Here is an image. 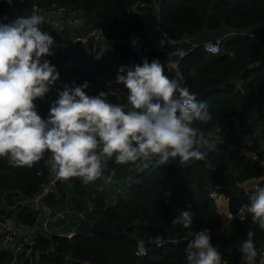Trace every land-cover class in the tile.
Masks as SVG:
<instances>
[{
    "label": "trees",
    "instance_id": "trees-1",
    "mask_svg": "<svg viewBox=\"0 0 264 264\" xmlns=\"http://www.w3.org/2000/svg\"><path fill=\"white\" fill-rule=\"evenodd\" d=\"M33 2L40 8L54 3L76 9L87 23L99 24L108 37L118 39L110 49L106 68L122 62L142 64L144 57L164 63L169 51L183 50V57L173 55L172 60L184 85L198 101L207 103L211 115L209 121L196 122L194 127L203 134L211 133L234 118L240 136L257 133L264 141V0H12L11 5L0 0V23L30 15ZM154 22L161 33L154 30L145 35ZM40 27L45 30L44 24ZM133 33L142 34L136 50L122 41L130 40L128 35ZM164 33L173 43L161 48ZM216 36H223L220 53L203 52L202 39ZM50 51L44 59L56 67L60 79L45 95L46 103H35L44 119L58 98L57 92L63 91V83L82 85L87 81L89 96L105 90L100 62L87 47L61 50L52 46ZM165 74L171 77L175 72L166 67ZM201 150L208 152L204 161L181 165L177 159L148 167L142 162L135 168L117 165L113 158L105 162L103 180L87 185L79 178L57 181L42 202L50 209L66 198L67 191L69 206L87 209V219L69 238L35 227L28 236L32 243H24L23 250L31 251L32 264H186L187 242L194 232L207 230L223 264H243L239 248L247 231H255L256 247L264 243V231L252 223L246 208L243 218L229 222L227 232H218L220 216L210 193L224 197L220 213L225 212L227 198V209L235 214L249 204L250 196L238 184L264 176V168L246 164L245 155L238 154L236 148L228 150L221 142ZM49 156L45 153V160ZM113 169L109 183L107 177ZM51 174L43 160L32 168H18L10 166L7 157H0V215L9 217L13 212L16 221L33 226L35 215L27 203L5 209L19 198L35 194ZM181 210L193 213L188 229L173 227ZM155 238L165 242L155 246L151 241ZM139 244L142 254L136 253ZM12 252L6 245L0 246V264H11Z\"/></svg>",
    "mask_w": 264,
    "mask_h": 264
},
{
    "label": "clouds",
    "instance_id": "clouds-1",
    "mask_svg": "<svg viewBox=\"0 0 264 264\" xmlns=\"http://www.w3.org/2000/svg\"><path fill=\"white\" fill-rule=\"evenodd\" d=\"M43 23L36 12L0 23V157H7L10 166L32 168L43 160L58 178H79L87 185L105 179V162L113 158L117 165L143 161L144 167L177 159L181 165L206 160L208 152L201 146L208 141L194 124L209 121L211 115L207 103L184 85L172 60L173 55H185L180 49L169 51L164 63L144 57L142 64L118 69L115 82L127 89V105L109 102L105 92L87 95V81L63 83L47 119L42 118L34 102L60 79L56 67L44 59L51 55L54 38L42 30ZM136 43L133 40V46ZM172 43L164 33L161 48ZM166 67L175 75H166ZM45 153H50L47 160ZM114 174L113 169L107 182ZM247 211L264 231V187H254ZM192 217L191 211L181 210L173 227L190 228ZM255 235L249 229L239 248L247 264H256ZM185 260L223 264L207 230L193 233Z\"/></svg>",
    "mask_w": 264,
    "mask_h": 264
},
{
    "label": "built area",
    "instance_id": "built-area-1",
    "mask_svg": "<svg viewBox=\"0 0 264 264\" xmlns=\"http://www.w3.org/2000/svg\"><path fill=\"white\" fill-rule=\"evenodd\" d=\"M33 12H36L43 17L45 30H42L48 32L54 38V43L52 46L61 50H67L70 46H76L80 50H82L83 47H87L88 53H90L100 62L101 73H103L102 80L105 87L104 92L108 93V101L114 104L119 103L127 105V89L123 85L117 84L115 81L118 69L121 66H132V64L130 62H122L106 68L107 63L111 58L112 51L110 52V49L115 43L119 42L118 39L108 37L105 33V30L99 24L87 23L84 16L76 9L59 6L54 3L50 4L46 8H40L33 2L31 4L30 15ZM154 30L161 33L156 22L153 23L150 31L146 32L145 35L150 34ZM248 35L252 36L250 33H248ZM221 38L222 37L214 38L213 40H205L199 45L202 51L207 54H218L220 53L221 49ZM122 41L129 43L131 50H136L140 46L139 42L133 46L131 40L123 39ZM191 45L195 46L196 44L193 43ZM107 51L109 53L106 55ZM105 69L106 72L104 71ZM39 102L46 103V100L44 98L37 99L34 103ZM224 127L225 124L218 126L210 136V139H213V141H218L216 139L221 137V134L224 132L222 130ZM260 153L261 150L247 152L244 151L241 152L240 155H245L248 158L249 163L258 164L264 168V154L261 155ZM58 179L59 178L54 173L53 177L47 178V180L40 185L35 194L32 196L21 197L16 200L11 207L5 209V211H7L13 209V207L16 205H26L27 203L35 215V224L33 226H28L16 221L15 216L10 218V216L5 217L3 214L0 215L2 218L0 219V246L3 248L6 245L12 249V254L14 256L13 260H15V254H19L23 250L24 243H32V238L27 240V237L33 234L35 227L37 230L40 228V230L42 229L46 231L47 216L50 212V209L42 202V199L44 196L54 191L55 183ZM212 193L215 192H211L210 196ZM238 214L239 211L233 214L226 210L222 222H230L233 218H243V214ZM73 234L74 232L67 231L62 235L66 238H69ZM151 241L155 246H159L165 242V240H162L161 238H155ZM256 249V264H264V243L258 245ZM136 253H144V249L141 244H139ZM243 264H247V262Z\"/></svg>",
    "mask_w": 264,
    "mask_h": 264
},
{
    "label": "rangeland",
    "instance_id": "rangeland-1",
    "mask_svg": "<svg viewBox=\"0 0 264 264\" xmlns=\"http://www.w3.org/2000/svg\"><path fill=\"white\" fill-rule=\"evenodd\" d=\"M226 35V33H225ZM223 35V36H225ZM130 37L131 42L133 43V40L139 42L142 34L141 33H133L128 35ZM222 36V37H223ZM221 36H216L214 38H218ZM208 39L203 38L202 41H205ZM108 54V51L106 55ZM229 123L231 125H229ZM222 124V123H221ZM220 124V125H221ZM219 125V126H220ZM236 122L234 118H230L227 120L225 123V127L222 129L224 132L221 134V137L219 139H216L218 141H213V139H210V136L213 134V132L210 133L207 132L204 134L203 138L208 141L207 145L201 146L202 149L207 148L210 144L216 143V142H221L225 144L228 147V150H231L233 148L238 149V154H241V152H247V151H258L261 150V153H263L264 150V141L259 139V136L257 133L252 134V135H243L240 136L237 127H236ZM218 127V126H217ZM216 127V128H217ZM234 136V138H232ZM235 140H237L235 142ZM254 148V149H251ZM260 153V154H261ZM263 155V154H261ZM246 159V158H245ZM143 161H138L135 164H126L127 166L130 167H139L142 164ZM246 164H251L249 163L248 158L246 159ZM53 177V174L50 175L49 178ZM238 186L243 190L244 194H251L252 190L254 189L255 186H262L264 187V176H259L255 178H250L247 179L241 183L238 184ZM211 196L213 197L214 203L216 204L217 207H220V201H224V197L222 195H216V193H212ZM217 197V198H216ZM66 198L69 199V192L66 191ZM63 199L61 202L57 203L54 205L52 208H50V212L47 216V225H46V232H55L59 234H63L67 231H72L75 232L78 228L81 227V222L86 221V215L89 213L87 209L81 210V208L76 209L73 207H70L67 200ZM216 199V202H215ZM248 205L246 206H241L239 209V214L242 215L245 213V210ZM216 207V212L220 216V228L218 232H221L223 230V226L226 224V222L222 223V219L224 218V214L227 209V203H226V208L225 212L220 213V208ZM80 210V211H78ZM220 211V212H219ZM62 216V217H61ZM14 214L13 212L10 214V218H13ZM27 240H30L29 237H27ZM1 244V243H0ZM31 251L24 249L21 253L15 254V260H11V264H32L31 261ZM14 257V256H13ZM242 262L245 263L247 262L243 256H242Z\"/></svg>",
    "mask_w": 264,
    "mask_h": 264
},
{
    "label": "crops",
    "instance_id": "crops-1",
    "mask_svg": "<svg viewBox=\"0 0 264 264\" xmlns=\"http://www.w3.org/2000/svg\"><path fill=\"white\" fill-rule=\"evenodd\" d=\"M57 181H59V183H60V181L61 182H63V183H65V180L64 179H58ZM57 181H56V183H57ZM218 195V194H217ZM222 195V194H221ZM226 198V197H225ZM226 203H227V198H226ZM223 223V222H222ZM228 229H229V222H226V224L223 226V230L221 231V233H225V232H227L228 231Z\"/></svg>",
    "mask_w": 264,
    "mask_h": 264
},
{
    "label": "bare ground",
    "instance_id": "bare-ground-1",
    "mask_svg": "<svg viewBox=\"0 0 264 264\" xmlns=\"http://www.w3.org/2000/svg\"><path fill=\"white\" fill-rule=\"evenodd\" d=\"M218 195H219V194H218ZM218 195H217V196H218ZM216 198H217V197H216ZM222 201H223V200L220 201V207H221ZM215 202H216V199H215ZM216 207H217V206H216ZM220 207H217V208H220ZM219 212H220V211H219Z\"/></svg>",
    "mask_w": 264,
    "mask_h": 264
},
{
    "label": "water",
    "instance_id": "water-1",
    "mask_svg": "<svg viewBox=\"0 0 264 264\" xmlns=\"http://www.w3.org/2000/svg\"><path fill=\"white\" fill-rule=\"evenodd\" d=\"M38 230H40V228H38ZM221 233V232H220Z\"/></svg>",
    "mask_w": 264,
    "mask_h": 264
}]
</instances>
